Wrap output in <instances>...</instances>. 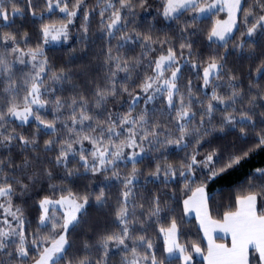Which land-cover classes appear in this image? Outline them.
<instances>
[{
  "label": "snow or ice",
  "instance_id": "obj_1",
  "mask_svg": "<svg viewBox=\"0 0 264 264\" xmlns=\"http://www.w3.org/2000/svg\"><path fill=\"white\" fill-rule=\"evenodd\" d=\"M260 152L264 0H0V264H264Z\"/></svg>",
  "mask_w": 264,
  "mask_h": 264
},
{
  "label": "trees",
  "instance_id": "obj_2",
  "mask_svg": "<svg viewBox=\"0 0 264 264\" xmlns=\"http://www.w3.org/2000/svg\"><path fill=\"white\" fill-rule=\"evenodd\" d=\"M155 11H153V15H155ZM222 15V13H221ZM16 24L18 26H22V30L26 29L29 32H32L35 25L29 21L21 20L17 18ZM81 45L78 43L77 36L75 33V29H73L72 38L68 41L61 40L57 44H49L47 46V51L49 52L50 56L57 57V63H68L69 67L73 69V72L76 74L82 73L85 69H88L89 75H95V66L98 63L95 58L93 57L92 53L89 52L87 55L80 51ZM98 45H93V51L97 50ZM75 49L74 53H71L69 50ZM62 58V59H60ZM264 166V152H260L256 154L252 159L246 161L245 164L231 172L230 174L226 175L223 178L218 179L216 182L213 183L212 189L213 194L217 192L222 193H229L234 189H238L239 186L243 183L244 177L250 169L255 167H262ZM79 187V184L76 185ZM217 201H220V198L217 197ZM223 203L226 205L228 202L224 200ZM227 210L224 207H215L213 209V216L222 215L223 211ZM97 213L93 210V216H96ZM184 230L187 233H190L191 236L189 238H194L196 236V226H195V219L193 217L192 223L185 224ZM220 237H217L219 239ZM197 264H200V258L196 257Z\"/></svg>",
  "mask_w": 264,
  "mask_h": 264
},
{
  "label": "crops",
  "instance_id": "obj_3",
  "mask_svg": "<svg viewBox=\"0 0 264 264\" xmlns=\"http://www.w3.org/2000/svg\"><path fill=\"white\" fill-rule=\"evenodd\" d=\"M215 236H216L217 243H228L230 240V237L225 236L223 233H220V232L215 233ZM217 237H220V238L217 239Z\"/></svg>",
  "mask_w": 264,
  "mask_h": 264
},
{
  "label": "rangeland",
  "instance_id": "obj_4",
  "mask_svg": "<svg viewBox=\"0 0 264 264\" xmlns=\"http://www.w3.org/2000/svg\"><path fill=\"white\" fill-rule=\"evenodd\" d=\"M224 13H222V15H221V17H224ZM60 41H55V42H52V43H50V44H57V43H59Z\"/></svg>",
  "mask_w": 264,
  "mask_h": 264
}]
</instances>
